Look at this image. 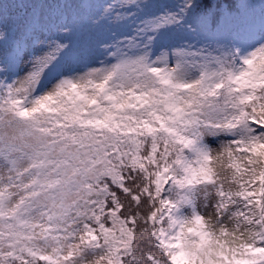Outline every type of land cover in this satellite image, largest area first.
Masks as SVG:
<instances>
[{"label":"snow or ice","instance_id":"1","mask_svg":"<svg viewBox=\"0 0 264 264\" xmlns=\"http://www.w3.org/2000/svg\"><path fill=\"white\" fill-rule=\"evenodd\" d=\"M0 264H264V0H0Z\"/></svg>","mask_w":264,"mask_h":264}]
</instances>
